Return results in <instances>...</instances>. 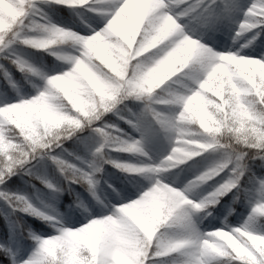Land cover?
Here are the masks:
<instances>
[{
    "label": "clouds",
    "instance_id": "1",
    "mask_svg": "<svg viewBox=\"0 0 264 264\" xmlns=\"http://www.w3.org/2000/svg\"><path fill=\"white\" fill-rule=\"evenodd\" d=\"M0 264H264V0H0Z\"/></svg>",
    "mask_w": 264,
    "mask_h": 264
},
{
    "label": "trees",
    "instance_id": "2",
    "mask_svg": "<svg viewBox=\"0 0 264 264\" xmlns=\"http://www.w3.org/2000/svg\"><path fill=\"white\" fill-rule=\"evenodd\" d=\"M2 224H3V218L0 217V225H2Z\"/></svg>",
    "mask_w": 264,
    "mask_h": 264
}]
</instances>
